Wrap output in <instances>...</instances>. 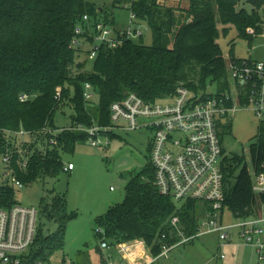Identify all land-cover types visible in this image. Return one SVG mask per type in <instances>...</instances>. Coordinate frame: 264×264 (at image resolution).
Instances as JSON below:
<instances>
[{"label": "trees", "instance_id": "16d2710c", "mask_svg": "<svg viewBox=\"0 0 264 264\" xmlns=\"http://www.w3.org/2000/svg\"><path fill=\"white\" fill-rule=\"evenodd\" d=\"M189 1L185 16H174L158 0H141L133 6L136 24L149 27L152 44L145 45L141 38L116 48L102 45L90 60L87 46L73 47L80 21L87 15L92 23H114L95 4L86 0H0V158L11 156L4 172L23 185L46 178L58 180L65 169L62 155L87 142V133L79 128L110 126L111 105L129 93L155 103L175 94L181 85L203 99L211 96L206 94L211 85H216L218 93L228 91L227 62L219 40L235 29L240 38L251 41L247 30L261 21L262 4ZM122 2L113 0V5ZM82 37L89 38L88 33ZM86 84L98 94L97 107L84 97ZM24 95L28 99L22 102ZM65 109L72 112L70 124L60 128L56 114ZM224 129L230 130L231 125ZM21 131L25 136H8ZM108 137L115 138V133ZM250 153L260 171L264 165V121ZM245 161L244 156L225 159V208L246 217L255 214L254 207L260 208L264 197L254 195ZM15 198L14 186L2 175L0 207L10 209L17 204ZM197 205L188 201L179 206L160 195L150 164L128 182L124 202L96 219V234L101 243L112 248L142 241L149 255L158 258L164 246L181 241L171 224L173 218H179L187 237L198 233ZM42 214L58 228L45 236L39 225L31 256L33 261L49 263L64 250L66 226L73 215L67 214L61 198L45 205ZM101 251L99 247L105 261Z\"/></svg>", "mask_w": 264, "mask_h": 264}, {"label": "built area", "instance_id": "2783aa9c", "mask_svg": "<svg viewBox=\"0 0 264 264\" xmlns=\"http://www.w3.org/2000/svg\"><path fill=\"white\" fill-rule=\"evenodd\" d=\"M241 3H261V21L256 27L247 30L248 35L264 38V0H240ZM141 0H127L124 8L131 11V24H136V13L133 6ZM129 6V7H128ZM73 47L85 48L87 40L90 60L96 58L102 45L116 48L129 41H137L143 37L139 28H130L124 32H117L111 24L104 21L91 22L85 15L76 29ZM88 33L89 38H80ZM86 40V41H85ZM230 89L224 93L210 94L207 99L202 95H195L186 86L181 85L176 93L164 100L151 103L143 100L135 93L116 102L110 107V126L94 125L91 128L80 127L87 133V142L93 147L109 145L108 134L117 130L136 131L148 129L152 132L150 140V164L154 171V186L158 193L172 199L177 205H184L188 201H196L209 206V215L199 222L198 233L187 237L180 227L179 218H173L171 224L176 233L182 238L180 244L208 233H218L221 246H232V234L238 229V237L242 246L252 247L260 261L264 260V202L260 208L254 207L255 214L240 216L225 208V159L221 129L230 124V119L238 109L252 108L257 116L264 121V59L233 58L227 63ZM84 97L92 102L95 91L90 84H86ZM60 95L58 94V97ZM21 101L28 99L21 96ZM50 132V131H48ZM25 136L24 131L8 134V136ZM54 144V140H51ZM10 154L2 158L7 167ZM26 166V163L24 164ZM74 169L72 164L65 167L64 172ZM11 185L22 188L23 184L11 177L10 172L4 174ZM113 191V188H111ZM252 191L257 197H264V165L260 171L255 168L252 176ZM236 218V225L224 223L226 214ZM40 212L35 208H23L15 204L10 209L0 207V264H49L33 261L31 249L36 240L39 228ZM102 234V232H101ZM137 242V241H136ZM135 243V242H133ZM126 244V243H125ZM126 250L139 251L132 245ZM175 246H164L161 256H166ZM102 250L112 247L101 243ZM132 248V249H130ZM158 257V258H159ZM153 258V257H151ZM157 259V258H153ZM221 260H226L220 254ZM122 264V263H121ZM124 264V263H123Z\"/></svg>", "mask_w": 264, "mask_h": 264}, {"label": "rangeland", "instance_id": "374dc122", "mask_svg": "<svg viewBox=\"0 0 264 264\" xmlns=\"http://www.w3.org/2000/svg\"><path fill=\"white\" fill-rule=\"evenodd\" d=\"M86 1L95 4L98 10L106 12L107 16L113 18L112 28L115 31L124 32L130 28H139L143 34V43L148 46L152 44V34L145 23L131 24V11L124 8L127 0H123L118 6L113 5V0ZM158 1L165 9L173 11L174 16H185L190 7L189 0ZM219 45L227 63L233 58L255 61L264 59L263 37L249 41L240 38L237 31L232 29L228 36L220 38ZM85 46H88V43ZM228 83L230 85L233 81L229 79ZM218 91L216 85H211L206 94H215ZM98 101L96 93L93 101L95 107L98 106ZM67 110L58 111L56 114L57 126L60 128L70 124L72 112ZM262 121L252 108L238 109L230 119L231 129L220 130L226 156H244L247 169L252 176L255 173V166L250 146L255 142ZM56 134L58 132H53V135ZM152 138V132L145 128L136 131L117 130L115 138L109 139L107 146L97 148L84 142L80 143L74 152L64 153L62 155L64 166L72 164L75 168L67 173L69 187L65 194H57L54 191L58 180L52 178L23 185L22 188L14 186L17 204L23 208L39 210V225L42 226L45 236L54 233L58 228L57 224L43 216L42 210L45 205H52L61 198L66 203L67 214L73 215V219L66 226L64 250L52 256L49 264H123L115 248L101 251L105 258L103 261L98 252L101 240L96 234V219L104 215L109 208L122 204L128 182L149 167V144ZM4 170L5 164L0 158V177L5 174ZM143 180H146V177ZM10 183L12 184L11 181ZM208 210V205L198 202L196 210L198 223L208 217ZM238 222L236 218L226 214L225 224L236 225ZM176 235L180 237L177 233ZM232 241V246H221L223 242L219 234L208 233L183 245L175 246L166 256L157 259L151 258L142 246L139 251L134 250V254L131 253L132 257L129 258L132 262L134 260L135 264H264V260H259L255 249L241 245L237 228L232 234ZM220 254H224L227 259L221 260Z\"/></svg>", "mask_w": 264, "mask_h": 264}, {"label": "crops", "instance_id": "0c3cea01", "mask_svg": "<svg viewBox=\"0 0 264 264\" xmlns=\"http://www.w3.org/2000/svg\"><path fill=\"white\" fill-rule=\"evenodd\" d=\"M102 11V10H101ZM75 169V168H74ZM73 169V170H74ZM72 170V171H73ZM72 171H69V172H72ZM69 172H67V173H69ZM132 245H136L137 246V248H140L141 246L144 248V250L145 251H147L146 250V248H145V244H144V242H142V241H137V242H135V243H126V244H123L122 245V248L123 249H126V248H128L129 246H132ZM119 246V245H118ZM116 247L115 249H116V252H117V254L122 258L121 260H122V262L123 263H125V264H127V262H128V264H135V262H134V260H133V262H132V260L130 259L131 257H132V255H131V250H126V253H123V251L119 248V247ZM130 257V258H129ZM130 259V260H129Z\"/></svg>", "mask_w": 264, "mask_h": 264}, {"label": "water", "instance_id": "95a60500", "mask_svg": "<svg viewBox=\"0 0 264 264\" xmlns=\"http://www.w3.org/2000/svg\"><path fill=\"white\" fill-rule=\"evenodd\" d=\"M69 187V175L67 172H62L59 176L57 183L54 186V190L57 194H65Z\"/></svg>", "mask_w": 264, "mask_h": 264}]
</instances>
